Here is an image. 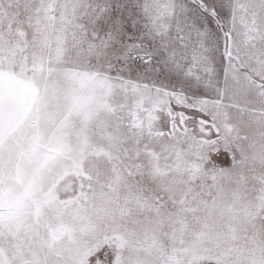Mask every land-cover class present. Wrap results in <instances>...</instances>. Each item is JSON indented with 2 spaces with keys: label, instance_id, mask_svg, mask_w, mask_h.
<instances>
[{
  "label": "snow or ice",
  "instance_id": "1",
  "mask_svg": "<svg viewBox=\"0 0 264 264\" xmlns=\"http://www.w3.org/2000/svg\"><path fill=\"white\" fill-rule=\"evenodd\" d=\"M0 264H264V0H0Z\"/></svg>",
  "mask_w": 264,
  "mask_h": 264
}]
</instances>
